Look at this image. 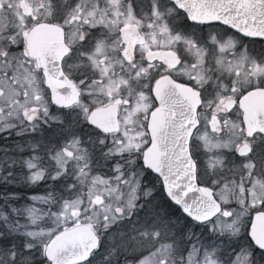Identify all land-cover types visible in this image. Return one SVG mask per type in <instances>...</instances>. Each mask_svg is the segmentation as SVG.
Returning <instances> with one entry per match:
<instances>
[{
  "label": "snow or ice",
  "instance_id": "6c2138e0",
  "mask_svg": "<svg viewBox=\"0 0 264 264\" xmlns=\"http://www.w3.org/2000/svg\"><path fill=\"white\" fill-rule=\"evenodd\" d=\"M0 139V264H264V0H0Z\"/></svg>",
  "mask_w": 264,
  "mask_h": 264
},
{
  "label": "flooded vegetation",
  "instance_id": "af4514ba",
  "mask_svg": "<svg viewBox=\"0 0 264 264\" xmlns=\"http://www.w3.org/2000/svg\"><path fill=\"white\" fill-rule=\"evenodd\" d=\"M255 47L259 50L261 48V45L259 43H257L255 45ZM18 139H20V138H18V137H12V138H10L9 143H11L12 140H18ZM4 143H5V141L2 140V139H0V146H2ZM33 194L41 195V194H43V189L42 188L31 189V190H28L26 193H24V195H26V196H31ZM101 251H102V249H101ZM97 259L98 260L101 259L100 258V255H99V257L97 256Z\"/></svg>",
  "mask_w": 264,
  "mask_h": 264
},
{
  "label": "rangeland",
  "instance_id": "374dc122",
  "mask_svg": "<svg viewBox=\"0 0 264 264\" xmlns=\"http://www.w3.org/2000/svg\"><path fill=\"white\" fill-rule=\"evenodd\" d=\"M104 255H105V253H104V250L102 249V251H101V254H100V261H103L104 260ZM98 257H99V255H98Z\"/></svg>",
  "mask_w": 264,
  "mask_h": 264
},
{
  "label": "water",
  "instance_id": "95a60500",
  "mask_svg": "<svg viewBox=\"0 0 264 264\" xmlns=\"http://www.w3.org/2000/svg\"><path fill=\"white\" fill-rule=\"evenodd\" d=\"M255 39H258L259 40V38H255Z\"/></svg>",
  "mask_w": 264,
  "mask_h": 264
}]
</instances>
